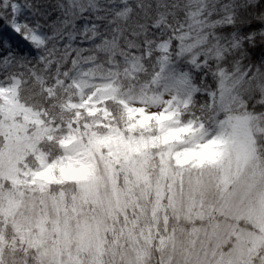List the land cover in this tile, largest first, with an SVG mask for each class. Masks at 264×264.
Here are the masks:
<instances>
[{
    "label": "clouds",
    "instance_id": "9594fccd",
    "mask_svg": "<svg viewBox=\"0 0 264 264\" xmlns=\"http://www.w3.org/2000/svg\"><path fill=\"white\" fill-rule=\"evenodd\" d=\"M12 4L0 264H264V2Z\"/></svg>",
    "mask_w": 264,
    "mask_h": 264
},
{
    "label": "snow or ice",
    "instance_id": "6c2138e0",
    "mask_svg": "<svg viewBox=\"0 0 264 264\" xmlns=\"http://www.w3.org/2000/svg\"><path fill=\"white\" fill-rule=\"evenodd\" d=\"M0 4H4V0H0ZM11 12V24L9 26L0 24V63L4 64L11 59L10 53H16L23 58L28 51L27 41L29 33L26 32L24 37L19 35V32L27 26L16 22V17L20 14V9L16 4H12ZM31 37L33 40H39V37L34 31L31 32Z\"/></svg>",
    "mask_w": 264,
    "mask_h": 264
},
{
    "label": "trees",
    "instance_id": "16d2710c",
    "mask_svg": "<svg viewBox=\"0 0 264 264\" xmlns=\"http://www.w3.org/2000/svg\"><path fill=\"white\" fill-rule=\"evenodd\" d=\"M262 2H264V0H262ZM250 27H253V28H258L259 27V25H252V26H250ZM262 47H264V46H262ZM258 54H261L260 53V49L258 48V49H256L255 50V52H254V55H258Z\"/></svg>",
    "mask_w": 264,
    "mask_h": 264
}]
</instances>
